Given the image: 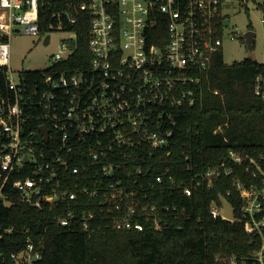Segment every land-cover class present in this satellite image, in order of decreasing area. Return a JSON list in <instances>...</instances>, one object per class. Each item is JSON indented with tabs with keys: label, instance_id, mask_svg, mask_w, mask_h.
Instances as JSON below:
<instances>
[{
	"label": "built area",
	"instance_id": "2783aa9c",
	"mask_svg": "<svg viewBox=\"0 0 264 264\" xmlns=\"http://www.w3.org/2000/svg\"><path fill=\"white\" fill-rule=\"evenodd\" d=\"M38 1L0 0V34L8 38L19 27L44 40L38 28ZM249 1L256 10L262 9L264 0ZM247 3L90 0L81 5L90 13L92 59L81 69L58 68L77 48L73 32L50 54V69L33 85L41 109L37 128L30 127V114L24 109L28 84L20 71L14 77L9 44L1 42L0 65L7 67L9 89L15 96L9 103L0 99V136L4 138L0 144V199L9 202L7 196L14 190L23 202L35 207H59L56 220L63 227L79 218L87 230L104 213L112 216V225L118 230L139 231L146 223L160 228L161 212H174L176 206L159 209L150 203L151 190L163 177L148 180L143 163L135 158L147 148L153 154L176 141L182 108L194 104L199 84L224 37H236L228 31L230 23L224 25L230 20L228 10H240ZM261 20L264 23V15ZM158 21L165 26L166 35L160 44L150 43ZM254 85L255 95L264 97L263 73ZM43 126L48 129L46 140L40 130ZM219 130L221 126L214 132ZM227 157L234 164H246L253 179L248 184L235 181L242 201L238 218L235 211L233 219L224 215L223 203H228L224 197L221 207L213 202L210 211L214 218L238 221L257 230L263 239L261 247L242 264H264V169L254 158L232 149ZM192 168L189 163L187 169ZM232 171L225 162L216 164L192 176V187L209 189L222 174ZM192 187H184L182 193L192 196ZM81 207L77 214L74 208ZM40 256V246L30 239L23 249L10 254L15 264H34ZM4 258L0 247V261ZM228 262L237 264L233 258Z\"/></svg>",
	"mask_w": 264,
	"mask_h": 264
},
{
	"label": "trees",
	"instance_id": "16d2710c",
	"mask_svg": "<svg viewBox=\"0 0 264 264\" xmlns=\"http://www.w3.org/2000/svg\"><path fill=\"white\" fill-rule=\"evenodd\" d=\"M38 2L40 36L62 30L76 36V50L58 68L88 66L92 59L88 46L90 13L81 5L90 0ZM165 30L158 21L150 43L160 44ZM8 40L0 34V43ZM49 69L20 71L28 84L24 109L33 128L41 122L33 85L41 82ZM6 73L7 67L0 65V99L9 103L15 92L9 89ZM260 73L264 74V60L258 63L245 57L228 64L219 49L199 84L194 104L182 108L173 145L155 149L153 154L147 148L135 158L143 163L148 180L163 177V182L151 190L150 203H156L159 209L176 206L174 212H161L160 228L146 223L143 230H118L112 225V216L104 213L97 214L87 230L79 218L67 227L59 226V207H35L23 202L13 190L7 196L11 206L0 199V247L5 253L0 264H15L10 254L23 249L28 239L40 246L41 256L34 264H230L229 258L242 264L261 247L262 235L241 222L214 218L210 208L213 202L221 207L224 197L238 218L242 201L235 181L248 184L253 179L245 170L246 164L237 165L228 159L230 149L254 158L264 169V97L255 95L254 85ZM219 126L221 130L215 133ZM3 141L0 136V144ZM223 162L232 168L231 174H222L209 189L192 187V176ZM189 163L193 165L191 170L187 169ZM187 186L192 187L190 197L182 193ZM82 208L74 210L79 214Z\"/></svg>",
	"mask_w": 264,
	"mask_h": 264
},
{
	"label": "rangeland",
	"instance_id": "374dc122",
	"mask_svg": "<svg viewBox=\"0 0 264 264\" xmlns=\"http://www.w3.org/2000/svg\"><path fill=\"white\" fill-rule=\"evenodd\" d=\"M263 1V0H259ZM227 9V8H226ZM263 10H256L251 1L241 6L240 10H228L230 15V25L228 31L236 36L235 38L227 37L223 39L221 50L223 52L224 61L231 64L235 61L247 57L248 49H246L243 33L247 30L254 31L253 51L255 60L263 62L264 60V31H263ZM227 11V10H225ZM15 31L9 35V67L13 70L14 77L17 78L19 71L28 70H44L50 65V54L58 49L61 42L70 37L68 31H55L50 33V42L43 45V40L30 33H23L22 29L16 27Z\"/></svg>",
	"mask_w": 264,
	"mask_h": 264
},
{
	"label": "water",
	"instance_id": "95a60500",
	"mask_svg": "<svg viewBox=\"0 0 264 264\" xmlns=\"http://www.w3.org/2000/svg\"><path fill=\"white\" fill-rule=\"evenodd\" d=\"M229 24V19H226L224 21V25L227 26ZM50 34L47 33L44 35V40H43V45H46L50 42ZM243 37L245 40V44H246V49H248V58H251L252 60H255V53L253 51V43H254V37H255V33L254 31L251 30H247L246 32L243 33ZM40 130L42 131V133L45 136V140L47 139V134H48V129H46V127H41ZM6 204L8 206H11L12 203L11 202H6ZM223 207L225 210L224 215L227 218L233 219L234 218V210H232V208L230 207V205L226 202L223 203Z\"/></svg>",
	"mask_w": 264,
	"mask_h": 264
},
{
	"label": "flooded vegetation",
	"instance_id": "af4514ba",
	"mask_svg": "<svg viewBox=\"0 0 264 264\" xmlns=\"http://www.w3.org/2000/svg\"><path fill=\"white\" fill-rule=\"evenodd\" d=\"M229 23H230V20H229ZM229 25V24H228Z\"/></svg>",
	"mask_w": 264,
	"mask_h": 264
}]
</instances>
